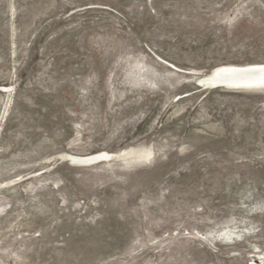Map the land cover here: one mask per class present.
<instances>
[{
  "label": "rangeland",
  "instance_id": "1",
  "mask_svg": "<svg viewBox=\"0 0 264 264\" xmlns=\"http://www.w3.org/2000/svg\"><path fill=\"white\" fill-rule=\"evenodd\" d=\"M256 64L264 0H0V264H264Z\"/></svg>",
  "mask_w": 264,
  "mask_h": 264
},
{
  "label": "bare ground",
  "instance_id": "2",
  "mask_svg": "<svg viewBox=\"0 0 264 264\" xmlns=\"http://www.w3.org/2000/svg\"><path fill=\"white\" fill-rule=\"evenodd\" d=\"M220 82H227L234 89L242 88H253V87H264V65H247V66H220L215 68L211 74L200 80L201 85H208L210 88H215ZM232 89V88H231ZM109 155L99 154L91 157L76 158L74 160H84L86 162L105 158L108 159Z\"/></svg>",
  "mask_w": 264,
  "mask_h": 264
},
{
  "label": "water",
  "instance_id": "3",
  "mask_svg": "<svg viewBox=\"0 0 264 264\" xmlns=\"http://www.w3.org/2000/svg\"><path fill=\"white\" fill-rule=\"evenodd\" d=\"M205 86H208V85H205ZM228 87H230V86L227 84V82H225V83L224 82H220L215 88H223V89H226ZM231 88L234 89V87H231ZM239 89H243V88L242 87H239ZM236 90H238V89H236ZM101 159H104V158L94 159V160H91V161H88V162H86L84 160H81V161L74 160V163H76V164H91V163L97 162V161H99Z\"/></svg>",
  "mask_w": 264,
  "mask_h": 264
}]
</instances>
